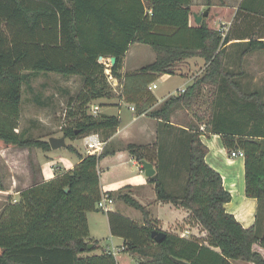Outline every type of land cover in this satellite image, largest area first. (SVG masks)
Instances as JSON below:
<instances>
[{"label":"trees","instance_id":"obj_1","mask_svg":"<svg viewBox=\"0 0 264 264\" xmlns=\"http://www.w3.org/2000/svg\"><path fill=\"white\" fill-rule=\"evenodd\" d=\"M246 1L238 10L244 9L261 22L264 0H248L249 6ZM191 3L0 0V151L51 150L48 142L18 131L23 88L31 90L38 74L82 81L80 91L69 102L68 118L72 120L61 130L65 140L90 134L106 139L118 128L120 119L87 113L93 101L116 97L99 58H114L110 74L122 81L120 70L129 47L146 45L155 60L125 75L120 95L134 103L136 114L147 112L146 116L156 122L157 141L152 145L128 144L126 151L138 163L154 165L156 174L147 183L153 185L156 199L189 211V217L207 236L201 241L165 233L164 240L156 244L151 236L153 231H161L156 221L123 190L104 194L139 211L143 221L137 223L108 211L110 235L122 239L125 252L136 255L139 264H231L232 260L264 264V257L253 249L254 245L264 248V232L258 233L255 226L244 229L226 213L224 205L231 196L224 190L221 176L206 164L207 149L200 141L202 133L215 134L229 153L242 152L245 195L257 200L258 213L264 212V102L260 93L243 89L239 81L243 72L226 70L227 35L203 22L189 26ZM256 38L250 35L247 43L240 45V61L264 51V42ZM193 57L204 60L203 74L183 93L169 96L150 110L156 99L148 86L157 76L173 75L179 63ZM127 79L132 80L129 86ZM204 86L213 87L216 99L207 108L209 115L198 110L193 113L202 121L203 130L192 122L174 126L171 117L178 110L190 111L197 105ZM65 149L74 152L71 145ZM112 154L105 147L98 155L78 156L71 170L21 191L18 201L0 215V264H117L111 253L91 255L98 244L90 238L87 223V214L100 212L95 207L102 196L97 166ZM90 244L93 247L89 250Z\"/></svg>","mask_w":264,"mask_h":264},{"label":"crops","instance_id":"obj_2","mask_svg":"<svg viewBox=\"0 0 264 264\" xmlns=\"http://www.w3.org/2000/svg\"><path fill=\"white\" fill-rule=\"evenodd\" d=\"M243 0H223L222 3L220 2L219 6H215L214 4H200L199 6H195V0H192L191 3V15L189 17V26L195 27L197 26L195 23L194 15H197V11L203 10V6H208L210 9L211 14L213 15L212 20L214 23L215 21H223L222 24H210L209 27L221 31L224 35L228 37V43L226 44L225 48H228L233 45H243L246 44L250 35L257 37L259 41L264 42V23L261 24H253L255 21H258V18L252 17L248 15V12L243 10H238L239 5ZM247 5L249 6V1H246ZM198 9V10H197ZM248 9V8H247ZM235 14H237V21L234 23L233 19ZM202 15V14H201ZM252 15V14H251ZM198 16V15H197ZM200 16V15H199ZM206 18H203L201 22H204ZM264 19V18H263ZM251 22V24H249ZM261 22H264L261 21ZM259 23V22H258ZM219 25L223 28L220 29ZM257 30V32H256ZM255 31V32H254ZM257 34V35H255ZM139 44H133L129 47L122 63V68L120 70V74L123 76L122 81H118L119 83V93L116 95L115 98L106 100L100 99L97 101H93L89 106L98 107L97 114L105 115V116H114L120 119V124L118 128L111 133L106 139L102 138L98 134L97 138L102 144L103 148L107 146H111L109 148L110 151L114 152V154L109 155L102 159L97 166V170L99 173L100 178V188L101 192L103 193H117L119 190H123L124 193L130 194L139 204L146 208L149 212L150 220L156 221V226L159 230L165 233H169L180 238H183L184 235H194L196 227L201 228L198 224L195 226H191L186 222L187 217H189L190 213L186 209H183L179 205H174L172 203L161 202L156 199V195L154 192V187L151 184L147 183V178L144 176V172L142 169V165L135 161L129 153L122 149L118 142L121 141L124 144H135V145H152L157 141V124L154 120L148 118L146 113L136 114L135 105L130 101L126 100L121 94L122 86L125 83L124 76L128 75L129 73H136L142 67L139 64L138 54L137 52H131L136 49ZM148 51V50H145ZM150 62L152 63L155 60V54H152ZM149 52V54H150ZM154 53V52H153ZM197 63L200 64V67L204 70L205 62L203 59L199 57L189 58L183 61V63ZM149 63V64H151ZM182 63V62H181ZM180 63V64H181ZM182 63V64H183ZM147 64V65H149ZM179 64V65H180ZM177 71L173 75H161L157 76V79L151 83L148 87L151 88L149 91L152 93L154 98L156 99L155 104L150 108V110L157 109L160 104L169 96L180 94V92L186 87H188L193 77L186 76L185 74H177ZM177 74V75H176ZM179 77L181 80H184L183 89L179 90L176 88L177 93H167L166 95L159 97L154 93V90H157V86L155 89L152 88L153 85L156 84V81L164 78L169 77ZM76 78L71 77L69 79ZM127 83V81H126ZM132 80H130V83ZM127 112V113H126ZM173 118V117H172ZM172 123V122H171ZM173 124V123H172ZM175 126V124H173ZM178 127H182L178 125ZM202 131V129H200ZM106 137V136H105ZM105 140V141H104ZM200 141L206 147L207 152L205 155V162L206 164L217 172L222 178V185L226 192H228L231 196L230 202L224 205V209L227 214L232 215L236 221L244 228L249 229L253 226L257 229L258 233L264 232V212L261 211L258 213V202L256 199L247 198L245 195V179H244V158L243 156H234L232 157L231 154L226 150L224 147L220 136L215 134H205L202 133L200 135ZM71 145L74 149V153L78 156H87L89 155L85 153V141L82 139H76L74 141H70ZM82 143V144H81ZM126 145V146H127ZM102 148V150H103ZM87 150V148H86ZM23 152L20 149H4L0 152L5 153L3 158L1 159L6 162L7 165L12 164L10 162L9 155L11 153H15L17 155L21 154L19 152ZM87 152V151H86ZM98 155V154H97ZM79 161H77L68 169L71 170ZM131 164L133 167L136 168V171L129 174H122L121 171L123 167L127 164ZM154 166V165H153ZM53 170V168H51ZM66 170V171H68ZM14 181L6 180L0 188V201L3 197L7 200L12 201V203L18 201L19 193L23 190L30 188L35 183H40L42 181H47L55 176H48L43 177L41 174L40 168H38L36 174L32 172V181L36 179V182L31 183L26 188H21L22 182L18 179V176L11 173L9 175ZM35 181V180H34ZM126 187V188H125ZM125 188V189H124ZM10 203V202H9ZM118 205L120 204L117 202ZM115 206V202L112 203V206ZM110 207L111 212L118 213L121 216V213L114 207ZM165 209L168 211V218L167 220L162 219L159 216V211L161 209ZM90 214V213H89ZM87 214V223L89 228L90 238L95 241V238L92 237L94 233H92L90 227V221L88 219ZM126 217V216H124ZM130 220H133L137 223H142V219H131L126 217ZM107 223V218H106ZM108 227V223H107ZM203 230V229H202ZM109 233V229H108ZM202 234L205 236L207 235L206 231H202ZM109 237L111 238V244H115V247L112 245V248H100V244H98V249L93 251L91 255H99L101 252L111 253L117 264H139V259L136 255L128 252H122L123 248V241L120 238L112 237L109 233ZM190 239V238H189ZM253 249L258 251L261 255L264 254V248L260 247L259 245H254ZM117 250V251H115ZM215 251L219 252L218 249ZM264 256V255H263ZM231 264H253V263H246L240 260H232L230 261Z\"/></svg>","mask_w":264,"mask_h":264},{"label":"rangeland","instance_id":"obj_3","mask_svg":"<svg viewBox=\"0 0 264 264\" xmlns=\"http://www.w3.org/2000/svg\"><path fill=\"white\" fill-rule=\"evenodd\" d=\"M209 5L214 4L215 6H219L220 0H195L194 5L199 6L200 4ZM206 4V5H208ZM209 9L208 6H203V10L197 11V15H201L205 13ZM198 10V9H197ZM236 15V14H235ZM213 15L210 12L207 14L204 22L207 25L210 24H222L223 21H214L212 20ZM237 16H234V23L237 21ZM262 19L261 21H263ZM201 23V22H200ZM264 22H259V24ZM251 24V22L249 23ZM254 24H258V21H255ZM220 29L223 28L219 25ZM255 32V31H254ZM257 32V30H256ZM148 50V51H145ZM137 52L139 64L138 65H147L151 63V49L146 45L139 44L135 50L131 52ZM242 51V46L233 45L226 48V70L234 73L243 72L239 81L241 86L245 91L248 92H258L262 95V101L264 102V51L263 52H254L252 54L247 55L240 61V53ZM150 52V54H149ZM154 55V53L152 52ZM99 63H102L106 70L109 72L110 69V59H102L99 60ZM183 63V62H182ZM178 64L176 68V73L185 74L186 76L195 77L201 76L204 72L200 64L196 62L191 63H183ZM129 73V74H133ZM106 74V73H105ZM176 74V75H177ZM184 80H181L179 77H169L156 81L157 90H154V93L162 97L167 93H177L176 88L179 90L183 89ZM115 87H112L115 95L119 93V83L115 82ZM130 79H127V86H129ZM31 90L26 87L23 88V96H22V104H21V117L19 120L18 131L24 132L27 137L32 138L34 140L48 142L51 137L60 138L62 137L61 130L68 124H70L71 120L68 118V112L70 109L69 102L74 100L78 92L82 87V81L80 78H64L61 76H57L54 74H38L35 78H33L31 83ZM212 86H204L202 90V94L200 100L197 105H195L190 111L187 110H178L171 117V122L178 127V125L185 127L188 123L192 122L197 124L200 129L203 130L202 121H199L198 118L193 116L197 110L200 112H204L203 115H209L211 110L208 111V107L213 106L214 97L212 96ZM185 90V89H184ZM90 106L88 107V114H91ZM127 113V112H126ZM206 119H204L205 121ZM157 130V129H156ZM84 140L83 138H80ZM66 145H69L71 142L65 140ZM82 144V143H81ZM119 146L126 150V145L121 141L118 142ZM111 146H107L110 148ZM16 149V148H13ZM18 149V148H17ZM23 152H19L21 154L17 155L15 153H11L9 155L10 162H13L10 165H7L1 157L3 158V152H0V188L2 189L1 184L3 185L6 180L14 181L9 175L11 173L18 176V179L23 183L21 188H26L31 183L36 182V179L32 181V172L36 174L38 168H40L41 174L43 177L48 176H58L68 170L76 161L77 155L68 151L67 149H59V150H50L48 152H44L40 149H20ZM85 148V153L87 155ZM102 152V151H101ZM100 152V153H101ZM99 153V154H100ZM90 155V154H89ZM97 155V154H96ZM53 168V170L51 169ZM136 171V168L133 167L130 163L123 167L121 171L122 174H131ZM180 183H182L180 181ZM172 187L176 188V183H172ZM104 194V193H103ZM10 202V203H9ZM115 206L112 204L109 205L108 211H110V207L116 208L119 213L122 215L129 217L131 219H142L141 213L130 206L123 204L122 202L114 199ZM119 202L120 204L118 205ZM15 203V202H14ZM13 203V204H14ZM12 204V201L7 200L3 197L0 201V215L4 211L8 205ZM100 211V210H99ZM106 212H92L88 215V219L90 221V227L92 230V234L95 238V241L100 244V248H106L107 246L112 248V245L115 247V244H111V238L109 237L108 227L106 223ZM168 211L164 208L159 211V216L162 219H169ZM186 222L191 226H195L193 220L190 217H187ZM89 229V228H88ZM202 228L196 227L195 234L198 236L192 235H184V239H199L201 241L206 240L207 235L202 234ZM117 251V250H115ZM125 252L124 247L121 250ZM264 255V254H263ZM262 255V256H263ZM264 257V256H263Z\"/></svg>","mask_w":264,"mask_h":264},{"label":"built area","instance_id":"obj_4","mask_svg":"<svg viewBox=\"0 0 264 264\" xmlns=\"http://www.w3.org/2000/svg\"><path fill=\"white\" fill-rule=\"evenodd\" d=\"M105 73H106L105 75L107 78V83L111 85L112 87H115L116 85L115 82H117V80L110 74V71L108 72L107 70H105ZM152 88L155 89L156 85H153ZM183 92L184 90H182L180 93H183ZM90 107H91L90 108L91 115L92 116L98 115L97 114L98 107H94V106H90ZM96 138H97V135H94V134H90L84 137L85 146L87 148V153L90 155L99 154L102 151L103 144ZM230 154L232 157L237 156V155L243 156L242 152L240 151H237V152L232 151ZM112 203L113 201L111 200V198H109L106 194H102L101 199L99 200V202L96 204L95 207L97 210L106 212L108 210L109 205H111Z\"/></svg>","mask_w":264,"mask_h":264},{"label":"water","instance_id":"obj_5","mask_svg":"<svg viewBox=\"0 0 264 264\" xmlns=\"http://www.w3.org/2000/svg\"><path fill=\"white\" fill-rule=\"evenodd\" d=\"M209 12V9L203 13L202 15L200 16H197V15H194V19H195V23L196 25H199L201 20L207 16ZM103 58L100 57L99 60H102ZM115 63V59L114 58H110V67H112ZM48 144L51 148V150H59V149H63V148H66V142H65V138L64 137H60V138H55V137H51L49 140H48ZM140 164L142 165V169H143V172H144V176L148 179V178H151L153 176H155L156 174V170L153 166V164L149 163V162H146V161H141ZM151 236L154 240V242L156 244H159L162 240H164V238L166 237V234L165 232H162V231H153L151 233ZM93 247L92 244L88 245V249L90 250L91 248ZM178 264H188V263H185V262H182V261H177Z\"/></svg>","mask_w":264,"mask_h":264}]
</instances>
